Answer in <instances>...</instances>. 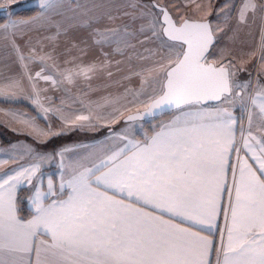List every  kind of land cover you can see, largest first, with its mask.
<instances>
[{"label":"snow or ice","instance_id":"1","mask_svg":"<svg viewBox=\"0 0 264 264\" xmlns=\"http://www.w3.org/2000/svg\"><path fill=\"white\" fill-rule=\"evenodd\" d=\"M46 3L41 0V7ZM164 15L169 23L165 33L187 49L177 54L162 94L143 115L204 96L219 99L231 91L224 68L201 63L212 43L209 25L185 22L176 28ZM252 103L257 104L256 99ZM259 108L264 112V100ZM232 123L230 116L214 126L189 128L177 121L132 156L116 163L117 154L111 167L103 162L108 170L95 177V189L90 180L81 179L67 201L46 208L38 204L37 215L27 225H20L10 200L6 212L0 205V252L32 251V237L42 230L51 236L52 255L59 253L69 264H208L210 240L146 209L211 228L217 197L225 190ZM244 148L253 153L257 167L247 161L240 165L222 264H264V138L256 147L246 139ZM101 187L105 191H99ZM107 190L126 194L137 206L109 196ZM35 251L39 256V248Z\"/></svg>","mask_w":264,"mask_h":264},{"label":"crops","instance_id":"2","mask_svg":"<svg viewBox=\"0 0 264 264\" xmlns=\"http://www.w3.org/2000/svg\"><path fill=\"white\" fill-rule=\"evenodd\" d=\"M246 1L247 5H252L250 2L252 0ZM255 1L259 8L264 7V0ZM75 6L74 0H48L44 7H39L38 13L34 16L25 19L8 16L0 25V101L8 104L0 105L1 127H8L9 119L40 132L38 120H42L54 131L62 130L70 133L71 128L86 130V126L97 119L94 116L90 117V114H86L85 108L77 105L86 102L87 98L84 92L87 80L85 77L81 78V75H86L90 65L84 59L83 52L86 49L79 51L78 46L81 45V40L84 42L87 40L90 27L87 26L85 16V22H82L81 11L76 10ZM213 7H215L214 3L211 4V8ZM4 9L6 8L2 10ZM212 17L213 15L204 19H209L212 24ZM47 42L49 46H43ZM80 52L83 53L82 57ZM102 64L103 57L100 54L96 65L99 72L103 70ZM58 72H61L62 78L56 77ZM139 96L140 98H137ZM135 97L141 105L147 98L141 91ZM262 100L264 95L257 100L256 106L260 121H257L254 128L249 126L244 139L240 138L242 129L238 125L235 112L222 100L217 104L193 103L183 106L164 119L161 126L152 134L146 131L131 133L112 126L107 129L108 133L92 140H83L61 147L53 145L54 151L49 158L36 155L27 158L24 162H16L0 154V205L6 212L10 200L20 225H27L37 215L38 204L46 208L67 201L73 194V186L81 179L90 180L91 187L95 189L97 187L95 177L108 170L103 162H107L108 167H111L113 157L117 154L116 163L132 156L138 147H144L152 137L162 130H168L175 122L179 121L180 125L189 128L214 126L221 124L230 116L233 122V143L226 157L223 173L225 190L217 197L218 210L213 226L209 228L207 224L193 225L191 221H181L180 218L170 217L167 213L161 214L158 210L146 209L156 211V215L162 216L165 221H171L179 227L206 237L211 241V249L207 255L208 264H222L223 248L228 241V227L231 225L230 205L235 199V182L240 178V165L247 161L254 169L257 167L256 161L252 159L253 153L244 148V142L247 139L250 145L256 147V141L264 138V112L259 108ZM141 105L132 109L137 107L134 105L131 109L140 110ZM93 124L95 129L103 128L101 125H104L97 122ZM14 127L16 126L10 128ZM252 137H255V140ZM239 150L242 155L239 154ZM90 169L94 175L88 171ZM22 189H26L29 216L23 215L19 210L18 193ZM98 190L105 191L103 187ZM107 194L122 199L127 204H133V200L127 198L126 194L121 195L112 190H107ZM133 206L137 205L133 204ZM51 244L50 234L41 230L32 237V251L28 253L4 251L0 252V259L4 264H69V261H65L59 253L52 255L54 250L49 248ZM36 248L40 250L39 256L35 251Z\"/></svg>","mask_w":264,"mask_h":264},{"label":"rangeland","instance_id":"3","mask_svg":"<svg viewBox=\"0 0 264 264\" xmlns=\"http://www.w3.org/2000/svg\"><path fill=\"white\" fill-rule=\"evenodd\" d=\"M74 1L76 10L81 11L82 22L87 19L90 27L87 40H81L78 46L79 51L86 49L84 59L90 70L85 76L81 75L87 80L86 102L77 105L85 108L90 117H97L95 122L104 124L101 125L103 128L95 129L92 120L86 130L71 128L70 133H66L54 131L49 124L38 120L41 131L37 132L8 119V127L0 126V154L16 162H24L36 155L49 158L54 151L53 145L61 147L92 140L108 133L107 129L112 126L131 133H143L145 128L154 125L149 119L123 122L128 113L139 110H132L141 105L135 100L138 92L147 97L140 110L162 92L166 70L184 49L181 43H173L164 37L161 11L155 8L153 1L166 6L178 23L187 18L201 20L213 15L216 43L206 61L230 69L232 94L224 97L223 102L237 116L242 129L240 138L244 139L249 126H256L260 121L257 104L252 103L253 99L257 101L264 95V7L259 8L257 1H250L252 5H247L246 0ZM213 3L215 7L211 8ZM34 6L41 7V0H0V17H13L18 9ZM44 45L49 46V42ZM83 53L80 52L81 57ZM100 54L103 57L101 72L96 66ZM61 75L58 72L56 77L62 78ZM134 105L137 107L131 109ZM13 125L16 127L10 128Z\"/></svg>","mask_w":264,"mask_h":264},{"label":"water","instance_id":"4","mask_svg":"<svg viewBox=\"0 0 264 264\" xmlns=\"http://www.w3.org/2000/svg\"><path fill=\"white\" fill-rule=\"evenodd\" d=\"M153 5L155 6V8H157L159 11H161V15H160V21L162 22L163 24V27H162V32H163V35L164 37L169 40V41H172V42H177V43H181L183 46H184V49L183 50H186L187 49V45L186 44H183L182 41H177V40H171L168 35L165 33L164 29L166 28H169V23L166 22L165 20V12L167 13V16L171 22L172 25H174L176 28H179L181 27L185 22H188L190 24H203V23H207L209 25V28H210V31L212 33V43L209 45L207 51L204 53V59L201 61V63L205 64L206 66L207 65H212L216 68H224L225 71L228 73V80H229V85H230V88H231V91L228 92V93H224L223 95L220 96L219 99H213V98H210V95L209 96H204L200 99H194L191 103H186V104H181L179 107L175 106V105H171V106H164L162 108H159V109H154L151 113V115H143V113H145L148 109V106L152 103L153 100L157 99L161 94L162 92L157 95L155 98H153L151 100V102L149 103V105L147 107H145L144 109H141V110H138V111H134V112H131V113H128L126 116H124L123 118V122L124 123H129V122H134V121H144V120H147V119H152V118H156V117H160V116H163L165 114H168L170 112H173L183 106H186V105H189V104H193V103H200V104H203V105H207V104H217V103H220L224 97L226 96H230L232 94V81H231V73H230V69L229 67L225 66V65H216L214 62L210 61V62H207L206 59H207V56L209 55V53L211 52L212 50V47L215 45L216 43V36H215V33L213 31V27H212V24L210 22L209 19H203V20H193V19H184L183 21H181L180 23H178L175 19V17L173 16L172 12L166 7V6H163L161 4H158L157 2L153 1L152 2ZM182 58V56H181ZM175 66V63L170 66L167 71H170L171 68H173ZM166 71V73H167ZM167 84V76L165 77V80H164V84H163V89L165 87V85ZM129 117H137L136 119H129Z\"/></svg>","mask_w":264,"mask_h":264},{"label":"trees","instance_id":"5","mask_svg":"<svg viewBox=\"0 0 264 264\" xmlns=\"http://www.w3.org/2000/svg\"><path fill=\"white\" fill-rule=\"evenodd\" d=\"M38 11H39V7H37V6L28 7V8H21V9H18L15 13H13V17L25 19V18H29L31 16H34L35 14L38 13ZM6 19L7 18H5V17H0V25L3 24L6 21ZM0 105L5 106L8 104H5V103L0 101ZM24 107H26V106H24ZM173 112H170V113L165 114V115L160 116V117L149 119V121H152L155 124L150 125L148 128H145L146 133L152 134L155 130H157L161 126V122L164 119L168 118ZM146 121H148V120H146ZM18 206H19L20 212L23 215H25V216L30 215V212L28 210V199L26 197V189H22L18 193Z\"/></svg>","mask_w":264,"mask_h":264}]
</instances>
